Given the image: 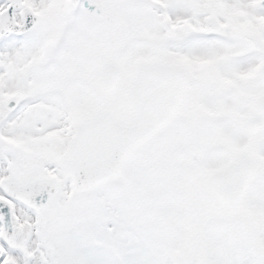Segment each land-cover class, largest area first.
<instances>
[{
    "label": "snow or ice",
    "instance_id": "snow-or-ice-1",
    "mask_svg": "<svg viewBox=\"0 0 264 264\" xmlns=\"http://www.w3.org/2000/svg\"><path fill=\"white\" fill-rule=\"evenodd\" d=\"M0 264H264V0H0Z\"/></svg>",
    "mask_w": 264,
    "mask_h": 264
}]
</instances>
